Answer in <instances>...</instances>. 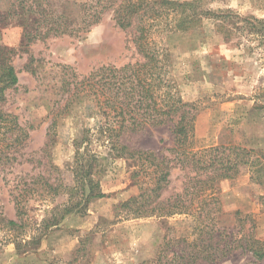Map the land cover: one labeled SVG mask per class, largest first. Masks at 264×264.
<instances>
[{
	"label": "rangeland",
	"instance_id": "1",
	"mask_svg": "<svg viewBox=\"0 0 264 264\" xmlns=\"http://www.w3.org/2000/svg\"><path fill=\"white\" fill-rule=\"evenodd\" d=\"M84 1L0 0V45L16 50L13 64L19 77L18 87L7 92L4 108L29 133L21 145L5 152L9 160L0 159V264H144L154 260L168 228L173 229L171 236L190 237L184 216L128 219L119 207L139 194V184L132 177L137 165L99 146L101 188L106 196L46 229V220L68 196L48 195L39 181L43 177L51 183L73 185L70 168L75 144L94 122L95 110L86 94L68 111L64 109L70 98L64 81L72 82L73 74L82 79L94 68L136 59L127 32L115 25L111 12L88 30L59 34L48 31L54 26L52 21L49 27L36 21L41 12L29 19L20 3L37 2L41 4L38 11L66 15L72 30L82 25L79 5ZM202 2L214 12H230L252 23L264 20V0ZM241 19L226 25L233 29L229 38L220 22L210 18L189 31L164 34L163 45L172 55L173 74L183 97L198 107V150L236 145L264 154V37ZM27 32L37 37L27 40ZM66 66L72 70L64 71ZM54 118L56 136L51 141L49 127ZM122 141L155 152L174 145L167 126L128 133ZM250 176L245 171L239 179L221 185L220 197L228 215L222 225L232 228L233 214L241 211L253 218L256 236L264 241V185L252 182ZM181 179L174 172L170 191L180 187ZM220 264H264V259L237 251Z\"/></svg>",
	"mask_w": 264,
	"mask_h": 264
},
{
	"label": "trees",
	"instance_id": "2",
	"mask_svg": "<svg viewBox=\"0 0 264 264\" xmlns=\"http://www.w3.org/2000/svg\"><path fill=\"white\" fill-rule=\"evenodd\" d=\"M20 5L30 15L29 19H35L32 15L41 12L36 21L46 27L52 21L54 26L48 31L71 35L99 24L111 12L115 25L127 32L136 59L120 66L94 68L82 79L73 74L72 82L64 81V88L70 94L64 109L68 111L81 94H86L95 110L94 122L84 129L81 140L75 144V160L70 168L73 185H64L62 181L51 183L43 177L39 181L48 195L68 196V201L57 206L52 217L46 220V229L58 226L70 214L83 212L90 201L106 196L101 188L103 169L99 146L137 165L132 177L139 184V194L119 207L128 219H165L180 215L189 222L190 237L171 236L173 229L168 228L170 234L164 237L154 260L144 264H220L237 251L263 260L264 241L257 238V226L250 215L236 211L233 227L222 225L228 215L224 212L220 188L226 182L239 179L245 171H249L252 182L264 185V154L236 145L196 149L198 107L185 101L173 74L172 55L163 45L164 34L189 31L201 25L205 18L219 21L220 29L229 38L233 29L226 25L241 18L230 12L206 9L202 0H86L79 5L82 25L71 30L66 15L38 11L41 4L37 2ZM49 15H53L50 21ZM241 21L252 23V20ZM255 22L251 24L255 32L264 37V20ZM26 37L34 40L37 34L27 32ZM15 54L16 50L0 45L1 160H9L5 152L29 138L18 117L4 108L7 92L19 84L13 64ZM64 69L72 70L67 66ZM164 126L170 128L174 138L173 147L166 153L138 149L122 141L125 134ZM56 128L54 118L49 127L51 141L56 136ZM174 172L180 173L182 179L180 187L170 191ZM8 224L18 226L15 221Z\"/></svg>",
	"mask_w": 264,
	"mask_h": 264
}]
</instances>
